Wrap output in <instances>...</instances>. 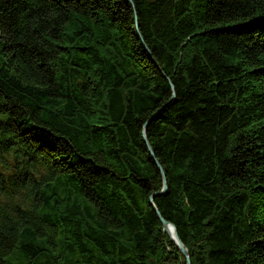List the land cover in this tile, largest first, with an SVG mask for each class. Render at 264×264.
Returning a JSON list of instances; mask_svg holds the SVG:
<instances>
[{
	"label": "trees",
	"instance_id": "obj_1",
	"mask_svg": "<svg viewBox=\"0 0 264 264\" xmlns=\"http://www.w3.org/2000/svg\"><path fill=\"white\" fill-rule=\"evenodd\" d=\"M144 135L191 264H264V0H0V264H186Z\"/></svg>",
	"mask_w": 264,
	"mask_h": 264
},
{
	"label": "water",
	"instance_id": "obj_2",
	"mask_svg": "<svg viewBox=\"0 0 264 264\" xmlns=\"http://www.w3.org/2000/svg\"><path fill=\"white\" fill-rule=\"evenodd\" d=\"M129 2H131V0H128ZM136 26H137V23H136ZM145 46V45H144ZM145 48L147 49V47L145 46ZM170 86L171 88L173 89V86L172 84L170 83ZM175 98V95L172 94L170 100L168 103H171ZM146 126V124H145ZM144 142H145V145L148 149V152L150 154V157L153 161V163L156 165L157 169L161 172L162 176H163V188L161 191H158V192H155V193H152L150 196H149V204L153 206V208L155 209V212L158 214V216L160 217V221L162 223V226H163V230L167 233V235L169 236V238L172 240V242L174 243V245L176 246V248L179 250V252L185 257V262L186 264H191V261H190V257H189V254H188V250L187 248L185 247V245L182 243V241L180 240L178 234H177V231H176V227L164 220L160 214H159V211L158 209L156 208V206L154 205V202H153V198L156 196V195H161V194H164L166 193L167 191V186H166V180H165V176H164V173L162 171V168H161V165L160 163L158 162L157 158L154 156V153H153V150L150 146V144L148 143V140L146 139L145 135H144ZM170 229L173 230L174 234H171L170 232Z\"/></svg>",
	"mask_w": 264,
	"mask_h": 264
},
{
	"label": "bare ground",
	"instance_id": "obj_3",
	"mask_svg": "<svg viewBox=\"0 0 264 264\" xmlns=\"http://www.w3.org/2000/svg\"><path fill=\"white\" fill-rule=\"evenodd\" d=\"M170 232H171V234H174V232H173V230H172V229H170Z\"/></svg>",
	"mask_w": 264,
	"mask_h": 264
}]
</instances>
